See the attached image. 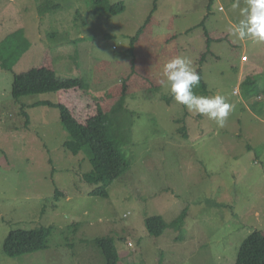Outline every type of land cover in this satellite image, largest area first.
Instances as JSON below:
<instances>
[{
    "label": "rangeland",
    "instance_id": "1",
    "mask_svg": "<svg viewBox=\"0 0 264 264\" xmlns=\"http://www.w3.org/2000/svg\"><path fill=\"white\" fill-rule=\"evenodd\" d=\"M119 1L125 9L111 17L96 15L92 0H0V41L22 30L30 43L12 71L0 69V264H105L94 239L108 236L118 264H234L243 240L264 234V84L247 100L243 85L248 76L264 80V43L232 42L233 0L210 9V0H106ZM181 54L201 71L198 95L235 105L224 127L159 83L164 63ZM41 68L88 89L13 99V75ZM121 97L118 123L130 132L115 130V141L129 167L106 198L94 196L97 186L82 179L87 156L63 147L60 110L32 104L82 119ZM56 189L66 195L53 210ZM185 209L179 228L146 232V218L170 224ZM40 227L50 228L46 249L6 256L11 231Z\"/></svg>",
    "mask_w": 264,
    "mask_h": 264
},
{
    "label": "trees",
    "instance_id": "2",
    "mask_svg": "<svg viewBox=\"0 0 264 264\" xmlns=\"http://www.w3.org/2000/svg\"><path fill=\"white\" fill-rule=\"evenodd\" d=\"M92 2L96 15L106 13L113 17L119 15L125 9L124 3L120 1L114 4H109L106 0H92ZM209 3L208 9L213 4V0H210ZM140 32L141 30L135 37L131 38L128 54L132 53ZM29 47L30 43L22 30L5 36L0 41V69L12 71ZM198 73L201 77L200 85L205 89L206 85L202 80L201 71L199 70ZM257 78L248 76L243 81L245 100L259 95L257 92L261 85L259 83L264 84V80L260 82L261 80L259 81ZM73 89L86 90L88 85L81 79L60 78L54 71L41 68L14 74L11 95L13 99L17 100L30 95L56 93ZM123 104L124 98L121 97L109 112H104L100 107H97L94 114L82 119L75 118L64 106H58L48 101L32 104V106H49L60 110L61 126L68 134V139L64 141L63 147L74 156L84 152L90 163L91 170L85 173L82 179L88 184L97 186L90 192L91 195L106 198L108 187L129 167L128 161L115 141V130L123 128V130L129 131V128L118 123ZM23 115L27 118L25 113ZM124 139L127 140V136H124ZM118 141L121 142V140ZM65 195L64 192H60L58 189L54 191L51 202L53 210H56L58 203ZM185 215L186 209L170 224H167L161 216L148 217L144 220L146 232L149 236L159 237L168 227L179 228ZM49 231L50 228L43 227L30 230H13L4 240L3 251L10 258H18L44 250L47 248ZM94 242L100 250L105 264H118L119 256L112 237L96 238ZM234 264H264V234L261 231H253L243 240L239 246Z\"/></svg>",
    "mask_w": 264,
    "mask_h": 264
},
{
    "label": "clouds",
    "instance_id": "3",
    "mask_svg": "<svg viewBox=\"0 0 264 264\" xmlns=\"http://www.w3.org/2000/svg\"><path fill=\"white\" fill-rule=\"evenodd\" d=\"M231 8L238 10L239 16L226 28L232 42L252 40L264 43V0H233ZM200 81L193 60L181 54L164 63L159 83L176 103L196 115L206 116L222 128L235 110V105L227 102L222 94L198 95L194 89L199 87Z\"/></svg>",
    "mask_w": 264,
    "mask_h": 264
},
{
    "label": "built area",
    "instance_id": "4",
    "mask_svg": "<svg viewBox=\"0 0 264 264\" xmlns=\"http://www.w3.org/2000/svg\"><path fill=\"white\" fill-rule=\"evenodd\" d=\"M242 59H243L244 61H246V60H247L246 56L242 57Z\"/></svg>",
    "mask_w": 264,
    "mask_h": 264
}]
</instances>
